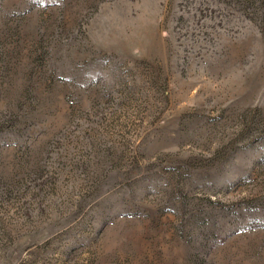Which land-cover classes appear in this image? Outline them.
I'll use <instances>...</instances> for the list:
<instances>
[{
    "label": "rangeland",
    "instance_id": "rangeland-1",
    "mask_svg": "<svg viewBox=\"0 0 264 264\" xmlns=\"http://www.w3.org/2000/svg\"><path fill=\"white\" fill-rule=\"evenodd\" d=\"M0 264H264V0H0Z\"/></svg>",
    "mask_w": 264,
    "mask_h": 264
}]
</instances>
